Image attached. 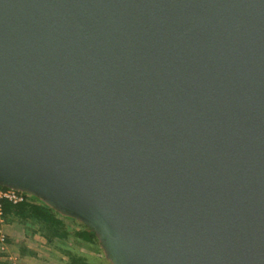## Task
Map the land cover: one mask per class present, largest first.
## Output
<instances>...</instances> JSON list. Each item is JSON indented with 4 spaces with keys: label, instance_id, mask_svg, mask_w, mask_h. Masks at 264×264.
I'll use <instances>...</instances> for the list:
<instances>
[{
    "label": "water",
    "instance_id": "water-1",
    "mask_svg": "<svg viewBox=\"0 0 264 264\" xmlns=\"http://www.w3.org/2000/svg\"><path fill=\"white\" fill-rule=\"evenodd\" d=\"M0 186L113 264H264V0H0Z\"/></svg>",
    "mask_w": 264,
    "mask_h": 264
},
{
    "label": "rangeland",
    "instance_id": "rangeland-1",
    "mask_svg": "<svg viewBox=\"0 0 264 264\" xmlns=\"http://www.w3.org/2000/svg\"><path fill=\"white\" fill-rule=\"evenodd\" d=\"M20 192L27 195L29 202L48 206L39 196L30 192ZM53 210L61 218H65L64 221L72 232L79 229L77 227L79 224L86 225L78 219L66 216L55 209ZM3 231L7 238V246L4 252L0 249V264H71L70 258L66 256L67 253L76 258H85L88 264H113L106 250L103 251V247L100 246L83 244L73 240V238L53 240V243H48L43 238L40 226L28 218L8 217L5 220ZM28 244L31 245L29 248L27 247Z\"/></svg>",
    "mask_w": 264,
    "mask_h": 264
},
{
    "label": "trees",
    "instance_id": "trees-1",
    "mask_svg": "<svg viewBox=\"0 0 264 264\" xmlns=\"http://www.w3.org/2000/svg\"><path fill=\"white\" fill-rule=\"evenodd\" d=\"M0 186V190H2ZM3 211L5 219L12 218H28L33 223L40 226V230L48 243H53V240H68L73 238L80 243L88 244L91 246H104L99 238L97 232L87 225L79 224L77 231L72 232L69 226L64 221L65 218H61L52 208L43 204L35 202H29L26 200L23 204L12 205L8 202L3 203ZM71 220V219H70ZM101 252V250H100ZM66 256L70 258L71 264H88L87 260L83 257L76 258L75 256L67 253Z\"/></svg>",
    "mask_w": 264,
    "mask_h": 264
},
{
    "label": "built area",
    "instance_id": "built-area-1",
    "mask_svg": "<svg viewBox=\"0 0 264 264\" xmlns=\"http://www.w3.org/2000/svg\"><path fill=\"white\" fill-rule=\"evenodd\" d=\"M27 200V195L15 189L0 190V249L6 251L7 238L4 233L5 215L3 211V203L8 202L14 206L23 204Z\"/></svg>",
    "mask_w": 264,
    "mask_h": 264
},
{
    "label": "crops",
    "instance_id": "crops-1",
    "mask_svg": "<svg viewBox=\"0 0 264 264\" xmlns=\"http://www.w3.org/2000/svg\"><path fill=\"white\" fill-rule=\"evenodd\" d=\"M30 246H31V245H30V244H28V246H27V247L29 248Z\"/></svg>",
    "mask_w": 264,
    "mask_h": 264
}]
</instances>
